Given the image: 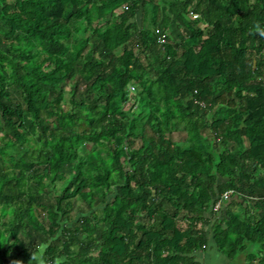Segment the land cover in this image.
I'll list each match as a JSON object with an SVG mask.
<instances>
[{"label":"trees","instance_id":"obj_1","mask_svg":"<svg viewBox=\"0 0 264 264\" xmlns=\"http://www.w3.org/2000/svg\"><path fill=\"white\" fill-rule=\"evenodd\" d=\"M262 22L264 0H0V264H199L210 233L264 264Z\"/></svg>","mask_w":264,"mask_h":264},{"label":"crops","instance_id":"obj_2","mask_svg":"<svg viewBox=\"0 0 264 264\" xmlns=\"http://www.w3.org/2000/svg\"><path fill=\"white\" fill-rule=\"evenodd\" d=\"M237 209H239V207H237ZM207 228L208 231H211V225ZM194 256L199 264H249L246 260V255H239L237 258H231L226 253L220 251L211 233L208 244L204 249L196 251Z\"/></svg>","mask_w":264,"mask_h":264},{"label":"clouds","instance_id":"obj_3","mask_svg":"<svg viewBox=\"0 0 264 264\" xmlns=\"http://www.w3.org/2000/svg\"><path fill=\"white\" fill-rule=\"evenodd\" d=\"M255 33H258L260 37H264V22L261 25L256 26ZM30 242V241H29ZM47 244L40 242L35 247H33L31 258L28 261V264H50L49 259L46 254ZM63 257L57 262V264H62Z\"/></svg>","mask_w":264,"mask_h":264},{"label":"built area","instance_id":"obj_4","mask_svg":"<svg viewBox=\"0 0 264 264\" xmlns=\"http://www.w3.org/2000/svg\"><path fill=\"white\" fill-rule=\"evenodd\" d=\"M128 7V4H124L123 5V8H127ZM190 15L193 17V18H197L198 17V14L194 13L193 11H190ZM160 41L161 42H165L166 41V37L165 35L163 36H160ZM262 57H263V63H264V41H263V47H262ZM263 84H264V73H263ZM130 89L131 90H134L135 89V86L133 84L130 85ZM234 194H238V192H236L234 189H229V190H226L224 191L223 193H221L216 201L214 202L213 206H212V209L213 211L215 212H218L222 209V207L224 206V204L230 200V198L234 195ZM51 264V262H50Z\"/></svg>","mask_w":264,"mask_h":264},{"label":"rangeland","instance_id":"obj_5","mask_svg":"<svg viewBox=\"0 0 264 264\" xmlns=\"http://www.w3.org/2000/svg\"><path fill=\"white\" fill-rule=\"evenodd\" d=\"M142 14H139V17H138V23L139 24H141L142 23ZM178 136H180V134H177L176 135V137H178ZM236 139H239L238 137H235ZM180 217H181V215H180ZM179 223L182 225V226H185V224H186V222L183 220V219H179ZM28 261H29V258H23L22 259V262H23V264H28ZM157 262H162L161 261V256L160 257H158V260H157Z\"/></svg>","mask_w":264,"mask_h":264}]
</instances>
